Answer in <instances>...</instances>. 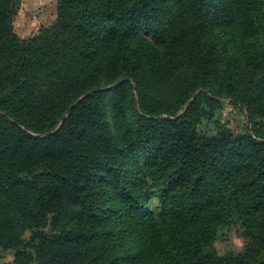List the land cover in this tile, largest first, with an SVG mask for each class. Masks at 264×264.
Segmentation results:
<instances>
[{"label":"trees","instance_id":"trees-1","mask_svg":"<svg viewBox=\"0 0 264 264\" xmlns=\"http://www.w3.org/2000/svg\"><path fill=\"white\" fill-rule=\"evenodd\" d=\"M55 1L0 0V260L264 264V0Z\"/></svg>","mask_w":264,"mask_h":264},{"label":"rangeland","instance_id":"rangeland-1","mask_svg":"<svg viewBox=\"0 0 264 264\" xmlns=\"http://www.w3.org/2000/svg\"><path fill=\"white\" fill-rule=\"evenodd\" d=\"M17 13L13 19V30L15 34L27 39L42 28H47L55 23L56 19V1L55 0H17ZM261 40H264L262 37ZM224 121L234 131H239L242 124L245 122L244 112L233 106L229 101H224L223 105ZM243 246V241L238 238L234 232L230 236L228 248L239 251ZM215 247L218 250L225 249L223 245L216 243ZM0 260V264L9 261Z\"/></svg>","mask_w":264,"mask_h":264}]
</instances>
